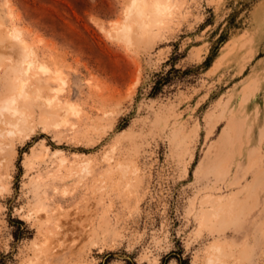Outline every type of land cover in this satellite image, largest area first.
Returning a JSON list of instances; mask_svg holds the SVG:
<instances>
[{
	"label": "rangeland",
	"instance_id": "374dc122",
	"mask_svg": "<svg viewBox=\"0 0 264 264\" xmlns=\"http://www.w3.org/2000/svg\"><path fill=\"white\" fill-rule=\"evenodd\" d=\"M0 128V264H264V0H0Z\"/></svg>",
	"mask_w": 264,
	"mask_h": 264
},
{
	"label": "trees",
	"instance_id": "16d2710c",
	"mask_svg": "<svg viewBox=\"0 0 264 264\" xmlns=\"http://www.w3.org/2000/svg\"><path fill=\"white\" fill-rule=\"evenodd\" d=\"M210 56L204 61V64L208 65L210 64ZM175 57L172 58L174 60ZM176 72H179V69L175 68L174 65H172L167 70H162L160 72H157L154 76L153 82L151 84V88L149 91V96H157L158 94H161L165 92L166 88L174 84L179 76L175 74ZM186 72L185 70L182 71V73Z\"/></svg>",
	"mask_w": 264,
	"mask_h": 264
},
{
	"label": "bare ground",
	"instance_id": "6f19581e",
	"mask_svg": "<svg viewBox=\"0 0 264 264\" xmlns=\"http://www.w3.org/2000/svg\"><path fill=\"white\" fill-rule=\"evenodd\" d=\"M122 32L124 33V30H122ZM122 35V34H121ZM34 54V51H32V55ZM31 55V54H30ZM31 60H33V59H31ZM36 61V60H35ZM34 62V60L33 61H30V64H32ZM15 108H16V106H15ZM17 110V109H16ZM1 129V128H0ZM1 132V131H0ZM0 135H2V134H0Z\"/></svg>",
	"mask_w": 264,
	"mask_h": 264
}]
</instances>
